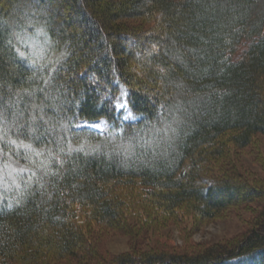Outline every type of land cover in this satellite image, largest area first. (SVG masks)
<instances>
[{"label": "trees", "instance_id": "trees-1", "mask_svg": "<svg viewBox=\"0 0 264 264\" xmlns=\"http://www.w3.org/2000/svg\"><path fill=\"white\" fill-rule=\"evenodd\" d=\"M258 134L264 0H0V264L100 258L80 213L119 229L129 208L207 219L257 202L228 165ZM255 226L100 264H264V201Z\"/></svg>", "mask_w": 264, "mask_h": 264}, {"label": "rangeland", "instance_id": "rangeland-1", "mask_svg": "<svg viewBox=\"0 0 264 264\" xmlns=\"http://www.w3.org/2000/svg\"><path fill=\"white\" fill-rule=\"evenodd\" d=\"M25 6L27 7L19 8L26 15L29 7ZM14 35L17 39L25 41L15 30ZM38 37L37 33L36 38L30 43L37 42V47L42 50L43 46L38 44ZM150 50L152 48H146L143 55ZM104 123V120L100 119L87 124L101 129ZM230 154L232 162L228 167L234 168L242 180L256 186L262 185L260 190L264 193V135H255L248 146L241 150L231 148ZM12 175L13 170L9 168L7 181L10 182L9 177L12 178ZM1 179L4 180L0 172ZM2 183L4 189L9 187L6 180ZM126 199L131 206L138 202L137 198H133V201L129 197ZM263 201L264 198H260L257 202L234 203L207 219L198 217L188 210H178L174 215L156 210L153 215L152 211L142 208L137 209L140 214L134 216L135 213L129 208L130 214L127 212L125 215V226L119 229L100 227L95 221L86 222L85 217L80 213L78 219L82 224L84 237L91 242L92 248L100 258L97 256L88 260L80 254L78 258H69L57 264H100L115 261L124 255L159 251L191 255L202 250L241 243L245 236L257 228L255 224L262 211ZM136 219L137 222L134 221Z\"/></svg>", "mask_w": 264, "mask_h": 264}, {"label": "snow or ice", "instance_id": "snow-or-ice-1", "mask_svg": "<svg viewBox=\"0 0 264 264\" xmlns=\"http://www.w3.org/2000/svg\"><path fill=\"white\" fill-rule=\"evenodd\" d=\"M118 107H119L120 109H124V108L127 107V105H126L125 103H119ZM94 126H96V125H94Z\"/></svg>", "mask_w": 264, "mask_h": 264}]
</instances>
